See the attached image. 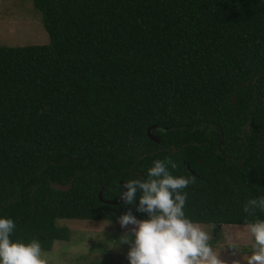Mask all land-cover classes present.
<instances>
[{
  "label": "trees",
  "instance_id": "1",
  "mask_svg": "<svg viewBox=\"0 0 264 264\" xmlns=\"http://www.w3.org/2000/svg\"><path fill=\"white\" fill-rule=\"evenodd\" d=\"M32 4L49 43L0 46V216L15 221L12 239L49 252L69 240L57 220L144 218L99 191L117 201L121 183L165 158L192 178L184 211L213 227L211 244L254 219L244 205L264 196V0Z\"/></svg>",
  "mask_w": 264,
  "mask_h": 264
},
{
  "label": "clouds",
  "instance_id": "2",
  "mask_svg": "<svg viewBox=\"0 0 264 264\" xmlns=\"http://www.w3.org/2000/svg\"><path fill=\"white\" fill-rule=\"evenodd\" d=\"M177 167L170 158L156 159L143 178L130 176L120 185L124 204H135L137 213L146 214L137 218L129 208L118 218L122 228L132 226L120 239L129 245V264H223L210 243L211 234L185 214L184 189L192 178L174 175L170 169ZM256 210L264 211V196L244 205V211L254 216L244 225L253 241L246 264H264V219L254 215ZM15 228L12 218L0 216V264H48L40 241L12 239Z\"/></svg>",
  "mask_w": 264,
  "mask_h": 264
},
{
  "label": "rangeland",
  "instance_id": "3",
  "mask_svg": "<svg viewBox=\"0 0 264 264\" xmlns=\"http://www.w3.org/2000/svg\"><path fill=\"white\" fill-rule=\"evenodd\" d=\"M49 38L41 23V14L32 0H0V46L24 47L45 45ZM57 227L69 230L68 241H55L49 252H43L48 264H129V245L120 243L131 225L93 220H57ZM211 234L210 225H201ZM252 239L244 226H223L212 245L223 264H246L244 257L252 250Z\"/></svg>",
  "mask_w": 264,
  "mask_h": 264
},
{
  "label": "water",
  "instance_id": "4",
  "mask_svg": "<svg viewBox=\"0 0 264 264\" xmlns=\"http://www.w3.org/2000/svg\"><path fill=\"white\" fill-rule=\"evenodd\" d=\"M262 100L264 101V98H263ZM155 129H156V127H150V128L147 130V135H148V137H149V139H150L151 141L155 142L156 144H160V140H159V138L156 137V136H154V135L152 134V130H155ZM187 168H189V165H187ZM191 173L194 174L193 171H191ZM72 182H73V179H72V181H71L69 184H67L66 186H63V185H60V184H50V188L55 189V190H57V191H63V192H65V191H68V190L70 189V187H71V183H72ZM122 185H123V183H121V186H122ZM98 198H99V200H100L102 203L107 204V205H119V204L124 203L123 200H121V198H120L119 200H117V201H114V202H113V201L103 200V199H102V191H101V190L99 191Z\"/></svg>",
  "mask_w": 264,
  "mask_h": 264
}]
</instances>
